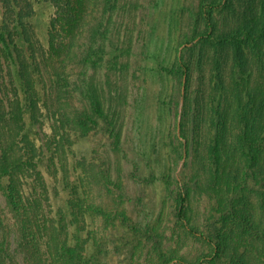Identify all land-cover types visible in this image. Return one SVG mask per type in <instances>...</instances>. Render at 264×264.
<instances>
[{"label": "rangeland", "instance_id": "obj_1", "mask_svg": "<svg viewBox=\"0 0 264 264\" xmlns=\"http://www.w3.org/2000/svg\"><path fill=\"white\" fill-rule=\"evenodd\" d=\"M233 1V11L215 14L221 35L224 29L238 28L244 19L249 0ZM9 2L0 0V26L11 7ZM16 3L20 0H12V5ZM105 6V0L93 6L75 47L78 55L65 58L72 103L91 112L96 93L106 114L98 118L96 129L91 128L86 138L68 150L69 167L74 175H83V195L93 210H87L80 220L70 219L60 167L50 161L38 166L40 179L32 171L28 177L30 189L35 191L28 206L39 214L41 229L21 233L18 213L9 198V179L0 173V241L4 243L0 259L6 264H45L65 255V245L74 253L81 242L78 235L84 246L83 264H200L214 252V246L190 232L176 215L179 183L185 175L191 185L189 227L209 235L222 228L223 222L215 219L220 195L210 176L211 166L206 168L197 159L190 165L185 152L186 136L193 130L196 141L211 130L192 119L185 122L188 132L181 128L183 113L188 118L203 115L198 109L200 96L205 94L210 103L214 90L218 97L225 95V85L218 84L216 58L226 54H216L220 47L199 38L207 31L201 0H113L108 10ZM257 6L262 13L261 2ZM34 9L23 25L11 27V50H3L0 96L7 111L15 95L21 104L26 102L18 75L15 51L19 49L21 61H29L31 70L25 73V80L37 89L39 118L31 135L41 145L55 122L58 105L53 78L54 68L61 62L53 57L50 46L53 5L40 2ZM185 66L189 76L184 74ZM231 67L229 58L223 71L232 83ZM195 99L198 102L193 103ZM26 117L29 123L30 115ZM101 171L118 189H124L123 195L105 185ZM248 186L245 198L256 215L262 214L264 181L253 176L248 178ZM34 198L40 200L39 209ZM43 214L69 225L65 233L59 232L60 243L51 241ZM238 248L250 252L253 264H258L262 252L258 240ZM237 263L229 244L224 258L207 264Z\"/></svg>", "mask_w": 264, "mask_h": 264}, {"label": "trees", "instance_id": "obj_2", "mask_svg": "<svg viewBox=\"0 0 264 264\" xmlns=\"http://www.w3.org/2000/svg\"><path fill=\"white\" fill-rule=\"evenodd\" d=\"M97 1L20 0V4L12 5L10 0L11 7L8 14L4 15L5 21L0 26L1 81L3 50H11L10 42L13 36L11 27L17 24L23 25L22 23L33 15L36 3L50 2L55 9L49 34L53 57H58L61 62V65L55 66L53 78L58 108L52 133L48 135L44 144H37L36 138L31 135L39 118V102L34 97L37 89L25 80V73L31 70L29 61H21L19 49L15 51L16 59L19 60L18 75L22 79V86L26 92V102L21 104L15 95L16 99L13 103L11 102L12 108L7 111L6 104L0 96V173L9 179V198L14 210L18 213L21 233L41 229L39 214L33 213L28 206V204L32 205L31 200L35 192L33 188L30 189L28 177L32 176L30 175L32 171L36 172L40 179L41 173L38 166L48 165L50 161H54V164L60 167L61 183L67 191L65 207L70 219L80 220L87 210H93L92 205L85 201L83 195L85 184L83 175L80 173L74 175L75 172H72L69 167L68 150L79 140L86 138L91 128L96 129L99 125L98 118L106 114L96 93L92 97L91 112L86 108L80 109L72 103L73 92L68 86L69 73L65 66L67 64L65 58L66 56L71 58L77 54L75 49L77 41L81 38L89 22V14ZM105 2L104 9L108 10L113 0H105ZM233 2V0H201L200 7L207 31L202 32L199 38L201 41L220 47L216 54L221 56L226 54L224 58L218 56L216 58L218 65L216 72L219 76L216 78L219 79L218 84L222 87L225 85L227 91L225 95L218 97L214 90L209 95L210 103H207L205 94L204 97L200 96L199 102L195 99L193 103L198 102L199 111H203L202 116L195 114L188 118L187 112L182 114L181 129L184 133L188 132L185 122L190 119L195 123H204L206 128L211 130L210 133H202L198 141L193 130L190 136H186L185 152L187 163L190 165L197 159L204 167L211 166L210 176L219 186V209L215 213L217 214L215 219L223 222L222 228L217 234L209 235L195 227H189L187 220L191 185L190 181L184 177L185 175L179 183L177 218L190 232L215 248L212 256H206L200 264L224 258L229 244L233 247V256L236 257L237 264H253L250 252H240L238 248V245L250 243L253 240H258L261 244L262 252L258 264H264V212L256 215L245 198L246 189L249 187L248 178L254 176L264 181V0H249L244 19L237 26L238 28L224 29V34L221 35L223 31L216 23L215 14L233 11ZM259 2L262 5V13L257 11ZM26 36L29 42L30 38ZM229 58L232 61V83L228 82L223 71V65ZM185 68L184 74L189 76V69L187 66ZM27 114L30 115L29 123L26 121ZM196 144L198 148L195 149ZM48 152L50 154H47ZM82 160L78 159L81 167ZM243 164L246 167L242 170L240 167ZM100 176L110 190L113 188L118 194L120 191L123 195L124 189H118V185H113L107 173L101 171ZM34 199H36L34 203L38 204L40 200ZM40 205L35 206L39 209ZM219 213H221L220 216ZM43 218L45 229L51 230V241L60 243L62 238L59 232L65 233L70 228L69 225L64 220L57 222L50 220L44 214ZM79 228L81 229V224ZM77 239L82 242L80 235ZM81 242H78L74 253L65 245L62 249L65 255L45 264H83L84 246ZM3 253L4 243L0 241V256H4ZM0 264H6V260L0 259Z\"/></svg>", "mask_w": 264, "mask_h": 264}]
</instances>
